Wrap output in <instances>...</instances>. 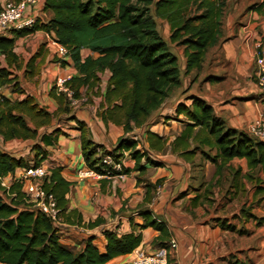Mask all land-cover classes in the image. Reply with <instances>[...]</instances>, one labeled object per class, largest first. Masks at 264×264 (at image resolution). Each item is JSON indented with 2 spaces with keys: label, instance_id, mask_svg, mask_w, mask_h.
I'll return each mask as SVG.
<instances>
[{
  "label": "crops",
  "instance_id": "0c3cea01",
  "mask_svg": "<svg viewBox=\"0 0 264 264\" xmlns=\"http://www.w3.org/2000/svg\"><path fill=\"white\" fill-rule=\"evenodd\" d=\"M8 1L12 0H0V8ZM157 1L153 0L151 6L153 15ZM210 1L223 7L220 34L207 49L201 68L188 74L185 47L171 43L167 20L154 17L159 33L178 58L181 86L145 126L127 133L122 124L101 118L100 105L106 88V78L102 77L99 89L88 94L86 88L81 91L84 102L73 112L76 121L66 114L53 121L47 132L60 128L57 142L51 146L40 143L47 152L42 166L49 173L59 170L71 184L66 198L72 221H77L76 216L82 218L83 226L63 223L59 228L62 243L71 249L81 250L84 241L93 237L104 251L105 233L111 231L119 236L140 235L141 243L131 254L106 264H134L139 251L154 254L160 248H169L171 240L178 247L169 249L168 264H264V221L260 222L264 218V171L250 168L246 158L225 161L217 157L216 138L199 126L189 130L188 125L194 123L177 112L180 104L192 108V98L196 97L212 108L213 115L222 119L227 129L246 133L250 124L264 117V96L257 86L256 64L257 56L264 53V0ZM44 7L43 1L32 6L28 14L46 22L51 15L44 12ZM194 10L204 12L197 6ZM14 35V30L0 32L8 39ZM14 51L24 67L11 71L38 83L34 82L32 91L21 86L26 95L11 93V86L0 91L11 99L33 96L41 107L58 111L60 105L50 93L58 79L79 75L71 58L57 60L55 48L47 43L43 31L17 38ZM37 53L36 72L31 78L25 66ZM7 67L1 55L0 69ZM79 122L85 127H79ZM83 137L114 151L124 165L121 175L106 176L91 170L83 155ZM129 140L137 145L116 150L120 142ZM35 143L38 141L5 142L0 136V147H7L0 149L23 157L29 165L35 162ZM15 147L24 152L17 156L11 151ZM135 151L145 154L140 162L143 170L137 168L132 156ZM91 171L97 175L88 173ZM157 183L160 185L156 189L147 188L148 184ZM248 212L255 218H249ZM98 219L103 220L99 226L84 227ZM151 221L163 223L167 234L143 227Z\"/></svg>",
  "mask_w": 264,
  "mask_h": 264
},
{
  "label": "trees",
  "instance_id": "16d2710c",
  "mask_svg": "<svg viewBox=\"0 0 264 264\" xmlns=\"http://www.w3.org/2000/svg\"><path fill=\"white\" fill-rule=\"evenodd\" d=\"M43 1L44 12L51 15L46 22L37 18L32 29L15 31L14 38L0 36V56H4L8 64L7 68L0 69V89L11 86L13 93L26 95L18 75L11 71V68L19 71L24 67L14 51L15 40L43 31L69 51L68 57L79 75L69 79L66 87L74 91L76 99L81 100V91L85 88L87 94L99 89L102 77L106 78L99 115L104 121L122 124L127 133L145 126L181 86L178 58L159 33L155 18L167 20L171 25V43L185 47L188 74L201 68L207 49L217 42L223 14L222 5L210 0H158L154 15L153 0ZM195 6L204 12L194 11ZM83 52H86L85 57ZM38 56L39 53L34 55L25 66L30 70L31 78L36 72ZM50 94L60 105L58 111L50 112L41 107L33 96L11 99L0 91V136L5 142L15 139L38 141L32 150L36 153L34 165L37 167L47 157L40 143L54 145L61 134L60 128L47 132L53 121L63 114L76 121L73 112L80 106H72L66 94L59 93L55 85ZM192 100V108L184 104L177 107L178 113H184L194 123L188 125L189 130L197 126L208 130L216 138L217 157L225 161L246 158L250 168L264 171V141L244 131L227 129L225 122L213 115L206 102L196 97ZM79 127L85 126L79 122ZM136 145L132 140L122 141L116 150ZM82 149L88 167L97 173L107 172L102 163L105 155L119 160L114 151H107L85 137L82 138ZM144 155L140 151L132 154L138 170H143L140 162ZM28 167L29 162L23 157L0 149V178L15 173L18 168ZM70 185L59 170H52L44 179L43 188L54 194L63 223L83 226L81 217L76 216L77 221H72L73 213L68 212L66 195ZM159 185L148 184L147 188L156 189ZM27 198L21 184L12 185L9 192L3 191L0 185V264H106L131 254L141 243L140 235L119 236L106 231L104 251L94 243L93 237L84 241L81 250L75 251L62 243L60 229L55 227L52 219ZM247 214L249 218H255L250 212ZM263 221L264 218L260 219ZM102 223L103 220L98 219L84 227L92 229ZM148 226L167 234L163 223L151 221L143 227Z\"/></svg>",
  "mask_w": 264,
  "mask_h": 264
},
{
  "label": "built area",
  "instance_id": "2783aa9c",
  "mask_svg": "<svg viewBox=\"0 0 264 264\" xmlns=\"http://www.w3.org/2000/svg\"><path fill=\"white\" fill-rule=\"evenodd\" d=\"M43 0H12L8 1L3 8H0V32L2 31H23L32 29L37 18L28 14V10L32 6L39 5ZM46 40L49 45L55 48V54L58 59L63 60L69 56L67 47L60 44L52 35L45 33ZM258 67L257 86L264 96V53L256 58ZM69 78L58 79L55 86L57 91L65 93L68 101L72 106H77L82 103V99H76L73 90L66 87V82ZM247 133L261 141H264V117H261L256 122L250 124L247 128ZM138 140V138L136 139ZM102 163L106 169V176L121 175L124 169L123 162L118 161L110 154L103 157ZM97 175L94 172H88ZM84 174L85 176H88ZM49 170L45 166L31 165L28 168H18L15 173L9 174L6 177L0 178V185L7 192L10 191L12 185H23V192L28 197V202L33 203L36 208L40 209L54 222L55 227L60 228L63 224L60 210L57 206V201L54 194L47 192L43 188L44 179L49 175ZM178 247L175 240H171L169 248H160L154 254H147L139 251L134 259V264H168L169 249L176 250Z\"/></svg>",
  "mask_w": 264,
  "mask_h": 264
},
{
  "label": "rangeland",
  "instance_id": "374dc122",
  "mask_svg": "<svg viewBox=\"0 0 264 264\" xmlns=\"http://www.w3.org/2000/svg\"><path fill=\"white\" fill-rule=\"evenodd\" d=\"M195 11V10H194ZM58 60V59H57ZM18 78H19V80H20V83H21V86H23V87H25V90L26 91H32V89L34 88L33 86H34V82H36L37 80L35 79V80H33V81H30L26 76H24L23 74H21V76H18ZM57 82V81H56ZM38 82H36V84H37ZM11 93H13V91H12V89H11V91H10ZM15 94V93H14ZM16 98H19V95L18 96H16ZM82 99V102H84L83 101V98H81ZM0 148H5V149H7V147L5 146V145H3L2 147H0ZM2 149V150H3ZM25 149H26V147H25ZM28 149H29V147H28ZM32 150H33V147H32ZM11 151H13L17 156H19V155H21L22 154V152H24V151H22V149H20V148H18V147H15V148H11ZM29 166H31V165H29Z\"/></svg>",
  "mask_w": 264,
  "mask_h": 264
}]
</instances>
